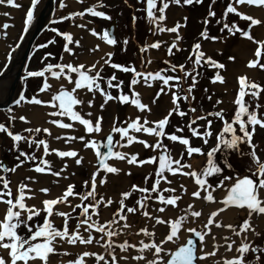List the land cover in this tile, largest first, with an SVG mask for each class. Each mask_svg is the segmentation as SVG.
<instances>
[{
	"label": "snow or ice",
	"instance_id": "6c2138e0",
	"mask_svg": "<svg viewBox=\"0 0 264 264\" xmlns=\"http://www.w3.org/2000/svg\"><path fill=\"white\" fill-rule=\"evenodd\" d=\"M82 2L83 0H77V3ZM201 2L202 0H159V6H157V0H146V8L144 10L149 22L155 26L154 31L174 34L171 44L166 47L169 56L173 53L174 48L179 49L178 42L182 39V36L178 31L181 27L179 22L171 27L165 25L166 9L169 8L170 4L192 5L193 3L200 4ZM37 3L38 0H30L31 6L26 7L23 19V29L25 31H27L33 21L34 7ZM99 3L100 0H97V4ZM214 3L215 0H212V3L208 6L207 17L203 21L205 25L209 23V17L215 16L213 10ZM242 4L264 8V0H234V2L233 0H229L226 5L225 15L235 13L242 19L250 21L248 29L264 23L261 19L240 11L236 5ZM0 5H6L15 9L22 7L19 0H0ZM66 6L65 0H59V7L61 9ZM85 13H89L94 17L111 19L104 11L97 10L96 5L85 7L83 11L79 12L69 11L67 16L62 15L58 19L63 21L77 16L83 17ZM0 15L9 17L11 13L4 11ZM135 19L136 17L133 16V22ZM77 26L86 27V25ZM8 28L9 24L7 22L0 24V29L6 30ZM225 30H227L229 35L240 31L243 37L254 41L258 45L254 51L255 58L249 59L247 66L249 68L264 69V63L259 62L262 48H264V39H255L250 35L248 30L238 29L235 23L231 26L225 23L220 31L223 32ZM51 31L58 32L56 28H52ZM89 31L94 36L100 35L95 29H89ZM150 31H153V29H150ZM0 34L7 36V32ZM58 34L65 41L62 46L63 50L69 55L73 53V48L69 46L70 44L78 46L81 44V40L74 39L71 32L61 31ZM199 36L213 41L221 39V37L210 36L207 28L201 31ZM102 39L108 45H115L117 43L109 31L103 32ZM52 42L55 41L53 40ZM123 43L127 44V39ZM162 43L163 41L160 40L151 44L146 43L140 48V52L143 53L148 49H158ZM37 47H45V45H38ZM192 47L194 51L189 53L187 59H192L196 67L206 64L207 67L217 70L226 68L224 63L215 60L211 55H206L201 50V42L199 40ZM98 48L99 44L95 48L88 49V51L94 52ZM44 55L48 57L53 54L45 53ZM105 55L108 59L100 57L99 60L90 62L87 66L85 63L73 62L46 63L41 69L27 71L26 77H21L22 80L27 77L42 78V83L38 87L37 92L45 93L50 98L43 99L38 95L27 97L24 91H20L18 97L12 100L14 105H50L55 110L49 112L48 116L67 117L70 121L78 122L79 125H82L83 132L88 134L100 133L102 131L103 116L98 114L93 117L91 111L97 94H99L102 100L98 104L99 109H105L109 101H116L120 104L129 103L134 105L138 113L126 123V126L117 127L115 126V122L113 123L110 132L107 133V151L105 152L100 151L98 146L100 142L95 139L94 135L87 139L85 135L71 136L70 139L83 141V148H90L95 151L96 162L99 166L90 172L88 179L83 181L85 188L81 192H75L74 184L68 183L63 189L62 194L49 198H40L39 204H28L26 203V198H36L37 193L48 194L51 192L50 187L41 186L34 189L31 182L38 181V177L26 176L24 180L16 185L15 195H13V189L10 186L11 181L3 174L9 171L15 173L21 165H24L28 161H38L31 166L32 170L36 173H51L55 177H60L64 168L67 167V162L61 160L63 167L59 171H53V162L50 159H46L45 156L55 153L60 158L73 157L75 158L74 163L76 165H81L83 157L78 156V151L75 149L59 150L56 147H51L47 139H33L36 133H47L51 137L52 133L49 127L37 126L35 128H25L23 130L29 132L30 135L24 137L20 132H13L9 126L0 123V132L5 133L11 138L13 141L12 147L19 153L16 157L17 163L12 168H8L3 163H0V172L3 173L0 174V185H2L0 187V205H3V208L0 209V264H53V255L60 257L55 261V264H260L261 259L264 258V247L254 244L253 240L249 239V233L253 236L260 235L250 221L254 214L256 216H264V161L257 155V146L253 143V136L257 130V126L264 130V119L260 118L255 109L250 111L243 98L246 95V90L251 97L258 96L264 86L255 81H249L246 75H240L238 77L239 90L233 100V104L236 107L234 115L230 119H225L226 113L224 108H219L214 112L205 113L204 115H198L197 108L191 106V102L196 99L192 93L199 76L195 68L186 69L183 63L174 64L169 59H165L164 63L168 65L165 69L138 71L134 66L112 62L111 57L114 55L112 51L106 52ZM60 60L63 61V57ZM228 60L233 61L235 57L229 56ZM141 62L143 63V60ZM151 62L152 59L150 57L148 63L150 64ZM105 65H109L112 69L125 73H131L128 85L130 94L123 91L122 85L124 81L118 80L115 72L107 78L106 84L107 88L117 90V94L113 95L112 92L102 87L101 80L103 77L101 70ZM7 67L8 64L5 63L4 68ZM4 68H0V72H3ZM177 72L183 73V75L167 74ZM49 77L56 81L55 87L49 81ZM187 78H190L192 83L188 85L187 91L181 97L180 82ZM210 79L213 83L217 81L221 84L225 83V76L219 71H216L215 75ZM114 81L118 82L114 83ZM141 81L149 87H152L153 83H155L159 88L150 103H155L162 93L169 94L172 107L166 111V114L162 118L156 120L148 119L147 114L151 113L150 104L142 102L140 92L134 87L141 83ZM160 84L165 87H160ZM172 89L176 90L172 91ZM226 91L227 89H225ZM205 92H207V89H205ZM181 98L189 103L188 111L192 113V118L188 122L189 131L193 135L201 137L204 144H207L208 138L213 135L211 130L213 120L207 119V117L214 116L223 121L220 132L216 134L215 146L206 154V166L199 170L194 168L190 162H182L181 158L173 159L170 150L163 144L161 139L162 137H167L172 142L179 141L184 146L188 157H192L193 154L202 153L201 147L190 146L188 138L177 135L175 132L168 133L165 130L166 125L170 123L169 117L174 112L180 117L186 115V112L182 111L180 107L179 101ZM208 99H211V96H208ZM221 103V99H216L215 105H220ZM77 105L82 107L78 110L75 107ZM85 107L89 111L86 114H82ZM8 111L11 113L12 109L9 108ZM245 116L246 119L243 118ZM16 119L27 121L28 117L19 114L10 116V120ZM201 119L206 120L205 125L192 127L196 121ZM48 123L61 129H73L75 127L73 123H65L60 118L50 119ZM234 125H238V127H234ZM199 127H203V131H197ZM180 131L182 129L177 127L176 132ZM113 133L119 134L121 140L127 145L138 142L143 148L149 149L151 152H158V155L150 154L146 158L138 159V152L129 154L128 152L114 151L113 148L120 145L121 140H117L114 145ZM137 133L147 134V136L153 138L154 142L141 138V136L136 135ZM228 134H231L230 138L225 139V136ZM65 135L67 133H61V135L52 138L61 140ZM21 140H27L30 145L35 144L36 148H41L42 146L43 154L37 157L32 152L20 150L18 142ZM63 142L68 143V140H64ZM240 144L246 145L250 150L251 159L256 164V173L260 177L258 180L255 176L250 177L249 175L236 176L235 178L231 174L225 175L223 167L214 162L213 157L217 149H220L222 145L224 148L235 150ZM240 155L242 156L244 153L241 151ZM109 158L126 162L129 166L153 165V169L149 170L144 176L145 182L150 177L153 179V182L151 187L132 184L130 190L121 191L119 194L120 198L118 199L119 206L111 213V218L99 222L100 207L106 208L112 205L114 201L111 197H106L99 193L98 185L106 183V174H118L123 171L122 167L109 163ZM232 166L231 163L227 164L229 168ZM185 169L188 170L185 171ZM101 170H103V173L98 177V173ZM130 173L131 168L128 169V174ZM168 173L173 174V177L177 173L185 177H192L194 180V190L188 193L185 185L180 183L178 192L177 188L172 186L173 178H170L167 175ZM162 181L166 186L162 185ZM53 183L58 184L59 181H53ZM216 189H221L225 193L218 201L222 206H217L210 214L206 215V222L202 221V227L199 230L191 226L185 227V221L191 220L194 222L196 218L202 216V211L196 210L194 207L196 200L188 203L186 210L180 216L174 215L168 217L156 214L164 213L166 206H172V209L177 208V202L181 199L182 195L198 198L201 202L200 206L203 207V202L217 201L216 196L213 194ZM137 191L143 195L135 201L133 206L126 205L125 200L133 192ZM153 193L155 195H152ZM165 193L173 194L165 195ZM69 197L77 198L80 203H75ZM88 197H91L92 202L84 203ZM150 200L159 202V206L153 205L155 212L148 210ZM56 205H68L73 210L76 207L80 208L79 218L76 219L71 229L68 227L70 219L69 211L54 208L53 206ZM229 206H236L237 209L246 212V218L239 225L223 223L219 218V214L223 213ZM138 210L143 218L155 221V223H148L135 230V234L142 237L138 241L129 242L128 239L118 240L117 238L121 233H125L131 227V224L128 222V214H136ZM41 214H43L42 223L34 220V218L40 217ZM52 216L63 218L61 227L55 226L53 219L49 218ZM156 225L164 226V232L160 234L158 239ZM21 226L25 230L22 234L19 231ZM209 226L227 229L229 232L221 235L213 232ZM184 233L189 235L185 237ZM233 236L239 239H233ZM193 237L198 238V240H194ZM93 244L100 246L103 251L85 249L78 251L72 259H62V257L71 254L70 249L65 247V245L79 248L80 245L89 246ZM222 248L224 252H231L233 254L230 256L220 255ZM117 249H119V252H117ZM133 250H135V254ZM249 254H251L250 258Z\"/></svg>",
	"mask_w": 264,
	"mask_h": 264
},
{
	"label": "rangeland",
	"instance_id": "374dc122",
	"mask_svg": "<svg viewBox=\"0 0 264 264\" xmlns=\"http://www.w3.org/2000/svg\"><path fill=\"white\" fill-rule=\"evenodd\" d=\"M46 0H38L37 5L34 7V16L33 21L29 25L27 31L23 29V22L21 25L18 23V15L19 13L23 12V18L25 17V11L26 7L31 6L30 0H19L22 7L20 9L11 8L9 6L0 5V13H3L4 11H9L11 15L9 17H4L3 15H0V24H3L7 22L9 24L8 29H0V33L7 32V36H4L0 34V47L4 45V55L2 59H0V68H4V64L7 63L8 67L4 68L3 72H0V74H4L9 70V67L13 61V58L15 56L19 57L18 51L19 49L22 50L23 43L26 42V40L29 38L31 31L35 25V21L40 13L41 8L44 6ZM229 2V0H215V3L213 4V10L215 12L214 17H209V23L205 25L203 23L205 17H207V12L209 10V4L212 3V0H202L200 4L193 3L192 5H176L178 7H181L182 10L186 12V20L184 18L183 22V33H182V39L179 42V49H173V53L171 56L167 55L163 59H159L157 61V64L154 67H149L148 58H147V52H140V48L147 43L148 39L154 35V25L151 24L147 18L146 11L144 10L146 8V0H100L99 4H96L97 10L104 11L109 17L111 16V19H105L100 17H94L89 13H85L83 17L77 16L74 18H83L88 23L95 25L97 32L100 33L99 37L100 40L104 41L102 39V34L104 31H109L110 28L115 27V39L117 43L115 45H111V51L114 53V55L111 57L112 62L122 63L125 65H131L134 66L138 71H153V70H161L168 67V65H165L164 60L169 59L171 63L174 64H185L186 69H192L195 68V71L199 73L196 86L193 89V95L196 97L194 101L191 102V106L197 108V114L198 115H204L205 113L214 112L218 110L219 108L225 109V119L228 120L234 115L235 111V105L232 103L228 107H220L219 105H215V97L213 96V91L211 88V82L210 79L214 72L210 67H207L206 64H202L200 67H196L193 63V61H190V59H187L189 57V53L193 52V44L199 40L201 43L205 40L199 36V33L203 31L205 28L208 29L210 36H229L233 37V43H237L239 38L242 36L240 31H236L235 34L229 35L227 30L221 32L220 29L223 27L225 23L229 24L230 26L235 23L238 29L240 30H248V25L250 21L246 19H242L235 13H228L225 15V9L226 5ZM234 2V0H233ZM159 6V1L158 5ZM87 7L85 5L80 6L74 11H83V9ZM18 12V14H16ZM69 11L66 9H61L59 7V0H56L55 3V11L52 14L50 20L48 21L44 31L38 37V39L35 42V52L31 53L29 59L26 62V65L23 70L22 77H26L27 71H35L38 69H41L46 63H49L48 60L54 61L52 64H56L58 62H62L60 60L61 57H63L65 51L63 50V47L61 51L58 54V59L55 60L52 56L45 57V53H52L53 46L51 45L54 38L52 36L53 31H51L52 28H56L58 32L61 31H68L72 19H66V20H59V16H67V13ZM133 16L136 17L135 21L133 22ZM18 18V19H17ZM115 18V19H113ZM114 20V21H113ZM116 20V21H115ZM115 22V23H114ZM64 24L62 27L61 25ZM116 24V25H115ZM115 25V26H114ZM150 29H153V31H150ZM58 32H55L58 34ZM58 36H60L58 34ZM22 37V38H21ZM61 37V36H60ZM62 38V37H61ZM127 39V44H124L123 41ZM63 40V38H62ZM63 40V44H64ZM38 45H45V47H37ZM22 48V49H21ZM205 53V52H204ZM10 54V55H9ZM206 54V53H205ZM229 55V52L226 51L223 55H221V58H226ZM228 58V57H227ZM108 59V58H107ZM194 59V57H193ZM143 60V63L141 62ZM260 63H264V48H262V54L259 60ZM115 72V75L117 76L118 80H123L124 83L122 85L123 91L125 93L130 94L129 90V82L131 78V73H125L120 70L112 69L109 65H105L103 69L101 70V75L103 79L101 80L102 87H105L107 91L112 92L113 95L117 94V90L115 89H109L107 88L106 80L107 78ZM167 74H173V75H183V73H167ZM47 75V74H46ZM6 78L12 79L11 85L13 83L14 76L10 75ZM249 81H255L256 83L264 86V69L257 68V75L248 78ZM118 81H114L116 83ZM10 83V82H9ZM42 83V78H36V77H27L26 79H21L18 83V86L15 91L14 98H17L20 91H24L25 96L31 97L32 95H38L39 92H37L38 87ZM175 83V82H170ZM181 83V97L183 93L187 91L188 85L192 83L190 78H187ZM6 87L7 84L4 83L3 88ZM10 87V86H9ZM11 88V87H10ZM205 89H207V92H205ZM176 89H174L175 91ZM8 92V89L6 90V93ZM238 92V91H237ZM208 96H211V99H208ZM7 97L0 96V100ZM244 101L247 103L249 110L255 109L258 115H260V118L264 119V88H262L261 92L256 97H251L250 94L247 93L244 96ZM234 100V99H233ZM2 102V101H1ZM0 102V103H1ZM2 103H5L4 100ZM181 110L186 112V115L183 117L178 116L175 112L169 117L170 123L166 125V132L173 133L175 132L177 135H182L185 138L189 139L190 146H197L202 148L201 154H193L192 157H188L186 154V150L184 146L181 145L179 141L172 142L167 137H162V142L165 144L168 149L170 150L173 159L181 158L182 162H188L193 159H199L201 160L200 166L198 168L201 169L206 166L207 163V152L215 146L216 144V134L220 132L223 121H221L219 118L214 116H208L207 119L213 120V123L211 125V130L213 135L208 138V143L204 144L201 137L193 135L188 128V122L192 118V113L188 111L189 109V103L187 101H184L182 98L179 101ZM26 104L22 106H16L12 104L9 108L12 109V112L10 113L8 109L6 110H0V123L6 124V126H9L10 129L13 132H20L22 136L27 137L30 135L29 132L24 131L25 128H17L14 127L13 120H10V116L14 115L20 108L25 106ZM215 105V107H214ZM259 105V107H257ZM132 105L129 103L120 104L116 101H111V107L107 108L103 115L105 117L109 118L108 126H113V123L115 122V126H126V123L129 122V109ZM172 107V105L170 106ZM246 119V116L243 117ZM206 124L205 119H201L196 121L192 127H196L197 125L203 126ZM179 127L182 129L180 132H176V128ZM234 127H238V125H234ZM29 128V127H26ZM197 131H203V127L197 128ZM139 136L141 138L148 139L147 137H144L139 133ZM231 134H228L225 136V139H229ZM106 135H103L102 142L106 143ZM39 138H46V135L44 133H36V135L33 137V139H39ZM117 140H121V137L117 133H113V144L115 145V142ZM150 141V140H149ZM253 143L256 144V151L259 158L264 161V130L260 129L259 126H257V130L254 133L253 136ZM13 141L10 137H8L5 133L0 132V163H3L8 168H12L16 163V161H13L12 159H16L17 155L19 154L18 151L12 147ZM18 148L25 152H32L37 157L41 156L43 154L42 146L41 148H36L35 144H29L27 140H21L18 142ZM114 149H117L115 146ZM113 149V150H114ZM107 151L106 144L102 146L101 152ZM117 151V150H115ZM120 151V150H118ZM241 151L244 153V155H240ZM183 153V155H181ZM150 154H157L158 152H151L149 149L143 148L141 158H146ZM47 156H45L46 158ZM23 159V157H21ZM214 162H216L218 165L222 166L224 169V174L228 175L231 174L233 178L236 176H242V175H249V176H255L258 180L260 177L256 173V164L254 161H252L250 156V150L247 148L246 145L240 144L239 147L235 150L233 149H227L224 148L223 145L220 149H217L216 154L213 157ZM38 161H28L24 165H21L18 169H24L31 171L32 164L37 163ZM231 163L233 166L231 168L227 167V164ZM151 166V169H153V165ZM141 170V169H140ZM131 171L129 175H127L128 181L125 185L121 184L115 187V196L112 197L113 204L109 205L108 207H100L99 209V216L103 217L104 219H110L111 213H113L116 208L119 206L118 199L120 198L119 194L121 191H128L130 190V186L132 184H137L144 187H151V184L153 182V179L150 177L147 182L144 181V176L147 174V171ZM79 173L76 177H70L68 183L74 184V191L75 192H81L84 190L85 186L83 185V181L87 179L88 176V170L87 168L80 166L78 169ZM0 174H3L0 172ZM5 175L10 181H11V187L13 189V195H15V189L16 185L24 180L26 177H19V180L17 183L15 182V173L9 171ZM67 183V184H68ZM163 185V181L161 182ZM66 184V185H67ZM165 186V185H164ZM2 187V185H0ZM120 187V188H118ZM220 190V189H218ZM99 192V191H98ZM101 193V192H99ZM102 194V193H101ZM173 193H165V195H172ZM143 194L137 192H133V194L125 200L126 205L133 206L135 204V201ZM152 195H155L154 193ZM75 203H80L78 199L74 201ZM91 197H88L84 203H90ZM159 203L155 200L149 201V209L150 211H153L154 207L153 205ZM66 211H69L70 219L68 222V227L71 229L76 219L79 218L78 214L80 213V208L76 207L74 210L71 209V207L65 209ZM108 211V212H107ZM107 212V213H106ZM42 215L40 217L34 218V220L42 223ZM105 215V217H104ZM55 216L49 217L50 219H53ZM264 217V216H262ZM60 221L56 222L54 219V224L56 227H61L63 218L58 217ZM142 216L140 215V211L136 214H128V219H130L133 224L138 225L141 221ZM246 218V216H240L233 224L239 225L242 220ZM115 227V226H114ZM20 233H24L25 230L21 226ZM257 232L260 233L259 236H253L251 240H253L254 244L260 245L264 247V225L261 226V229H259ZM118 240H123L121 238V235L117 238ZM103 251V249L101 250ZM117 252H119V249H117ZM251 257V254H249V258ZM260 264H264V258L261 259Z\"/></svg>",
	"mask_w": 264,
	"mask_h": 264
},
{
	"label": "bare ground",
	"instance_id": "6f19581e",
	"mask_svg": "<svg viewBox=\"0 0 264 264\" xmlns=\"http://www.w3.org/2000/svg\"><path fill=\"white\" fill-rule=\"evenodd\" d=\"M158 1L159 0H157V5H158ZM65 3L67 6L63 9H66L68 11H74L82 5H85L87 7L96 5L97 0H83L82 3H77V0H65ZM236 6L240 9V11L245 12L246 14H251L255 18H259L262 21H264V8H260L257 6H249L246 4L236 5ZM2 7H4V5H2ZM42 9L43 7L41 8V10ZM16 14H18V12H16ZM23 16H24L23 12L22 13L20 12L18 15L19 19L17 18L19 25H21L23 22L22 21ZM185 16H186V12L182 10L181 7L176 6V4H170L169 8L166 9V21L164 23L166 26L171 27V26H174L177 22H179L181 24V27L178 29V31L182 36L183 22H184ZM77 25H86V27H79ZM89 29H95V31L97 32L95 25L88 23L85 19L83 18H73L72 19V23L68 29V32L72 33L74 39H80L81 44L79 46L70 44L69 46L73 48V53L69 55L68 53L65 52L63 55L62 62L85 63V65L87 66L88 63L95 62L99 60L100 57H104V59L108 58L105 55V53L108 51H111V45H108L105 41L100 40L99 35L94 36L89 31ZM249 32H250V35L253 36L255 39H264V23L253 26L251 29H249ZM173 35L174 34L172 33L154 31V35L148 39L147 44L154 43L157 40L163 41L160 48L146 50L148 60L150 57L152 59V62L149 64L150 68L154 67L157 64V61L159 59H163L168 55L166 47L167 45L171 44ZM220 37L221 39H218L215 41L210 40V39L203 41L201 43V50L205 52L206 55H211L215 60L222 62L226 65L225 69L217 70V69L211 68L212 71L214 72V75L216 71H219L222 75L225 76V83L221 84L219 81L215 83L211 82V88H212L213 96L215 97V100L221 99L222 101V103L219 106L228 107L232 103L233 99L235 98V95L237 94V91L239 90L238 77L240 75H246L247 78H250V77L257 75V68L255 67L249 68L247 66V61L249 59L255 58L254 51L258 45L254 41H250L246 37H243V36L239 38L237 43H233V37H229V36H220ZM97 44H99L98 49H96L94 52L88 51V49L90 48H95ZM4 48H5L4 45L0 47V59H2L4 55ZM22 48H21L22 50L19 49L18 51L19 56H21L24 50V45L22 46ZM226 51L229 52V55L227 57L234 56L235 60L230 61L228 60L227 57L221 58V55H223ZM13 59L16 60V62L18 63V60L20 58L15 56ZM17 63L12 68L13 69L12 76L14 75V72L17 71L16 70L18 68ZM11 81L12 79L10 78L0 79V96L7 95L8 97V94L10 93ZM49 81L54 85V87L56 86V81L53 78L49 77ZM4 83L7 84V89H8L7 93H6V90H7L6 87L2 89ZM159 86L165 87L162 84H160ZM134 87L136 88L137 91L140 92L142 102L150 104L151 113L147 114L149 120H156V119L162 118L166 114V111L171 106L169 94L162 93L161 96L158 99H156L155 103H150V101L154 97L155 92L159 90L156 84L153 83V86L149 87L148 85L144 84L143 81H141V83L137 84ZM225 89H227L226 92H225ZM172 91H174V89H172ZM38 96H40L43 99L50 98L45 93H39ZM7 97L0 100V102L1 101L3 102V100L5 101ZM100 102H102L101 97L99 96V94H97L91 111L93 113V117L99 114L103 116V120H102V131L100 133H95V134H88V133L83 132L82 125H79L78 122L70 121L67 117L48 116L49 112L55 110L50 105L37 106V105L26 104L14 114V115H17V114L25 115L26 117H28L27 121H20L18 119L13 120L14 127H17V128H26V127L35 128L37 126L49 127L52 133V136L50 137L47 133H44V134L46 135V138L51 147H56L59 150H68L69 148L75 149L78 151V156L83 157V161L81 165H76L74 163L75 158L73 157L60 158L56 156L55 153L48 154L46 159H50L53 162V165H54L53 171H59L63 167L61 160H64L67 162V167L64 168L60 177H55L51 173L41 174V173H36L34 170L28 171L24 169H17V171L15 172V182L16 183L19 180V177L35 176V177H38V181L31 182L34 189L41 187V186H47L51 188V192L48 194L37 193L36 198H31V199L26 198V203L39 204L40 198H49V197H54L56 195L62 194V191L66 187V184L68 183L69 178L78 176V173H79L78 169L80 166L87 168L88 170L87 179L89 178L90 172L95 170L99 166L96 162L95 151L90 148L89 149L83 148L82 147L84 143L83 141L70 139V137L78 136V135H85L87 139L90 136L94 135L95 139L100 142L98 146L101 151L102 146L107 143V142L106 143L102 142L103 135L107 136V133L110 132L111 130V126H108V123L110 121L109 118L103 115V112L107 108L111 107V101L108 102L105 109L98 108V104ZM75 107L79 110L82 106L77 105ZM87 111H89V109L85 107L82 114H86ZM137 113H138V110L135 108L134 105H132L129 109V121L130 119L134 118V116ZM53 118L63 119L65 123H73L75 127L73 129H61L58 126L51 125L50 123H48V121ZM86 118L88 117L86 116ZM61 133H67V135L63 136L61 140H55L52 138L54 136L61 135ZM136 135H139V133H137ZM141 135H143L144 137H147L148 140H150V142H154L153 138L150 136H147V134L141 133ZM64 140H68V143H64L63 142ZM116 147L117 149L113 148L114 151L120 150L122 152H128L129 154L133 152H138L139 153L138 159L141 158L143 146L139 144L138 142H134L132 145H127L126 143H124V141L121 140V144L117 145ZM188 162H190L193 165V167L198 170L201 160L193 159ZM109 163L120 166L123 169V171L118 174H110V173L106 174V183L104 185H98V191L101 192L106 197H111V198L115 196L116 186L121 185V184L125 185L127 183L128 181L127 175H129L128 174L129 168H131V171H138L140 169H141L140 171H147L151 169V166H149L150 164L144 165V166H129L126 164V162L118 161V160H115L114 158H109ZM187 170L188 169H185V171ZM101 173H103V170H101V172L98 173V177L101 175ZM167 175L170 178H173L172 186L176 187L178 192H179L180 183H183L185 185V187L188 189V193L194 190V180L192 177H185L180 173H177L175 177H173V174L171 173H168ZM53 181H59V183L58 184L53 183ZM163 185H164V182H163ZM213 194L216 196L217 201L203 202V207L200 206L201 202L199 201L198 198H192L190 197V195H182L181 199L177 202L178 203L177 208L172 209V206H166V211L164 213L162 214L156 213V214L168 216V217H172L174 215L180 216L186 210L187 204L190 203L192 200H196V204L194 205V207L196 208V210L202 211V216L200 218H196L194 222H192L191 220L185 221V227L191 226L199 230L202 227V221L206 222L205 220L206 215L210 214V212L214 210L217 206H222L218 203V201L222 198V196L225 193L221 189L220 190L216 189ZM69 199H72L73 201H75L77 198L69 197ZM154 205L159 206V203H156ZM53 207L60 208L61 210H65L69 208L70 206L56 205ZM2 208H3V205H0V209ZM153 209H154L153 212H155V208ZM244 215L246 216V212L244 210L237 209L236 206H229L228 209H225L223 213L219 214V218L221 219L223 223L233 224L240 216H244ZM53 219L56 222L60 221L58 217H54ZM104 220L105 219L103 217L99 216V222H103ZM128 222L131 224V227L127 229L125 233H121V238L128 239L129 242L138 241L140 238H142L135 234L136 229H138L141 226H145L148 223H153V224L155 223V221H149L143 217L141 218V221L138 225L133 224L134 222H132L130 219H128ZM250 222L255 226L256 231H258L259 229H261V226L264 225V217L256 216L254 214ZM209 227L212 228L213 232L221 234V235L229 232V230L227 229L215 228L214 226H209ZM156 230H157V239H158L160 234L164 232V226L156 225ZM94 234H95V231H94ZM183 235L186 237L189 234L184 233ZM252 237L253 235L249 233V239H251ZM193 238L194 240H198V238H195V237ZM232 238L237 239V240L239 239L235 236H233ZM65 247H68L70 249L71 254L68 256L62 257V259L64 260L72 259L80 250H85V249L98 250V251L102 250L100 246H96L94 244L89 245V246L80 245L79 248H76L74 246H69V245H65ZM205 250H208V249H205ZM133 253L135 254V250H133ZM232 254L233 253L231 252H227V253L224 252L223 248L220 250V255L230 256ZM59 258L60 257H56L55 255H53L52 257L53 264H55V261Z\"/></svg>",
	"mask_w": 264,
	"mask_h": 264
},
{
	"label": "water",
	"instance_id": "95a60500",
	"mask_svg": "<svg viewBox=\"0 0 264 264\" xmlns=\"http://www.w3.org/2000/svg\"><path fill=\"white\" fill-rule=\"evenodd\" d=\"M55 3L56 0H46L43 6V9L40 11L36 21L35 25L31 31V34L29 38L26 40L24 43V50L20 56V59L18 60V63L16 60L13 59L10 68L7 72L4 74H0V79L6 78L7 76L12 75L13 72V67L17 63L18 68L16 69L17 71L14 72V80L10 88V93L8 94V97L4 101L5 103H0V109H7L10 107L13 103L12 100L14 99L15 96V89L18 86V83L21 80L22 73L24 70V67L26 65V62L28 60V57L31 53V50L38 39V37L42 34L43 30L45 29L48 21L50 20L52 14L55 11ZM115 23V22H114ZM115 26V25H114ZM115 27H112L109 29V32L112 34V36L115 38Z\"/></svg>",
	"mask_w": 264,
	"mask_h": 264
},
{
	"label": "trees",
	"instance_id": "16d2710c",
	"mask_svg": "<svg viewBox=\"0 0 264 264\" xmlns=\"http://www.w3.org/2000/svg\"><path fill=\"white\" fill-rule=\"evenodd\" d=\"M61 25V24H60ZM63 26H64V24H62ZM61 25V26H62ZM62 26V27H63ZM52 36H53V38H54V43H52L51 45L53 46V49H52V54H53V58H55V60L56 59H58V54H59V52L61 51V49H62V46H63V40H62V38L60 37V36H58L55 32H53L52 33ZM32 52L34 53L35 52V46H34V48H33V50H32ZM47 58V57H46ZM190 61H192V59H190ZM48 62L49 63H53L54 61H50V60H48ZM193 64V63H192ZM6 124H7V122H5ZM13 161H16V159L14 158V159H12Z\"/></svg>",
	"mask_w": 264,
	"mask_h": 264
}]
</instances>
